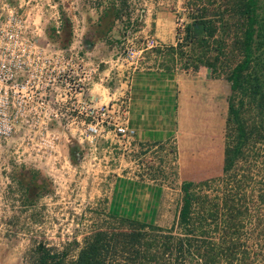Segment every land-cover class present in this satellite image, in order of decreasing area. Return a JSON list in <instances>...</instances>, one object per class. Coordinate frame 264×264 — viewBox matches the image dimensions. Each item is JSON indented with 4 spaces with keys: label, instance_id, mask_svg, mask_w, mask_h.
Masks as SVG:
<instances>
[{
    "label": "rangeland",
    "instance_id": "rangeland-1",
    "mask_svg": "<svg viewBox=\"0 0 264 264\" xmlns=\"http://www.w3.org/2000/svg\"><path fill=\"white\" fill-rule=\"evenodd\" d=\"M182 2L0 0V43L26 44L27 51H17L23 54L15 57L22 61L21 84L28 86L11 92L4 99L6 111L0 114V264H26L24 255L37 240L71 257L82 237L103 222L109 211L137 213V218L153 216L157 224H170L174 232L215 234L220 164L214 201L200 218L188 222L172 205L182 192L178 159L173 177L169 153L162 166L151 146L134 143L127 155L122 149L109 152L104 140L116 136L87 128L93 121L84 113L88 100L82 81L96 80L94 90L99 96L102 91L106 95L104 87L116 88L118 93L120 69L141 56L149 37L158 39L152 18L168 17L175 35H181ZM60 75L65 81L58 86L52 77ZM77 75L83 77L79 94L67 89ZM219 79L224 120L228 82L223 76ZM9 84L5 83L7 90ZM22 93L30 97H17ZM77 100L80 111L70 110ZM200 113L203 122L207 119L203 107ZM201 127L202 131L190 135L195 141L187 148L213 131L210 124L209 130L204 124ZM222 129L223 121L221 142ZM171 143L175 145L173 137L166 145ZM185 147L183 138V152ZM148 184L161 190L150 193L144 187ZM153 199L158 206L148 204Z\"/></svg>",
    "mask_w": 264,
    "mask_h": 264
},
{
    "label": "trees",
    "instance_id": "trees-1",
    "mask_svg": "<svg viewBox=\"0 0 264 264\" xmlns=\"http://www.w3.org/2000/svg\"><path fill=\"white\" fill-rule=\"evenodd\" d=\"M182 6L181 35L143 54L152 53L164 70L203 65L228 82L221 163L213 125L181 159L180 216L188 222L214 201L220 164L215 234L174 232L109 211L71 257L37 240L26 264H264V0H183ZM167 142L151 149L162 166L169 153L176 177V147Z\"/></svg>",
    "mask_w": 264,
    "mask_h": 264
},
{
    "label": "crops",
    "instance_id": "crops-1",
    "mask_svg": "<svg viewBox=\"0 0 264 264\" xmlns=\"http://www.w3.org/2000/svg\"><path fill=\"white\" fill-rule=\"evenodd\" d=\"M152 20L155 22V29H157L155 31L158 38L156 44L174 43L175 32L169 18L159 14ZM143 49L144 47L141 49L142 54L139 58L134 60L133 63L129 61V65L127 63L120 69L118 93H116V88L109 90V88L104 87L106 95L102 91L99 96L94 90L96 80L87 79L82 81L86 83L87 96L85 98L89 102L93 104L107 103L119 98L123 103L126 124L133 128L135 133L133 139L121 141L123 148L121 153L127 155L129 151L133 150L134 143L153 148L155 143L170 141L173 137L179 162V176L182 177L181 159L188 151L187 145L195 141L189 138L190 135L195 134L197 130L202 131V124L209 130L210 124L216 128L214 141L219 145L221 160L222 142L220 141V133L223 121V84L219 81V77L210 76L207 68L203 65H199L193 72L178 69L164 70L158 67L157 60L152 53L145 57ZM81 78L83 77L79 76V79ZM115 94H118V97ZM219 98L221 99V106L218 108ZM201 101H204V104ZM202 107L207 117L203 122L200 113ZM183 138L186 141L184 152L180 148V141ZM152 186V184H148L144 187L150 193L155 194L158 190H161L159 187ZM178 196V202L172 204L176 207L174 209L176 213L182 205L181 193ZM158 203L154 200L148 204L154 207L158 206ZM134 205H138V200ZM135 214L137 215V213H133L130 216L134 217ZM141 219L156 221L153 216L141 217Z\"/></svg>",
    "mask_w": 264,
    "mask_h": 264
},
{
    "label": "built area",
    "instance_id": "built-area-1",
    "mask_svg": "<svg viewBox=\"0 0 264 264\" xmlns=\"http://www.w3.org/2000/svg\"><path fill=\"white\" fill-rule=\"evenodd\" d=\"M156 42L157 41L154 39V37H149V39L145 41V45L143 47L150 48L153 45H159L156 44ZM25 50V43H16V41H12L11 43H0V114L5 113L7 104L4 99L6 97H11V92H13L14 94L17 92V90H20L21 87L28 88L27 84H21L24 77L21 78V73H18V71L20 70L19 67H21L20 64L22 61L18 57H15L23 54V52L17 53V51ZM52 78H57L58 86H60L61 81H65V77L63 75L55 76ZM73 78L74 77L72 76L71 84L67 86V89H70L71 93L79 94L81 88L79 75H77L75 79ZM27 80H31V78L26 79L25 82ZM6 82L10 83L9 86L11 89L7 90L5 88ZM58 86H54V88ZM28 94L29 93H22L20 95L17 94V97H30V95ZM78 100L74 107H70V110H75L76 112L80 111ZM22 101H17L18 105H20ZM24 103H27V100H24ZM86 107L87 108L84 109V113L87 114L88 117H90L89 120L93 121L91 123H88L87 128L92 129L94 132H96L97 130H104L106 133L112 132L113 135L116 136L114 139H112V137H109L108 139L104 140L105 148L108 147L107 150L109 152L115 149L123 150L121 141H126L125 139H127L128 141L130 140V138L133 139L135 131L133 128L127 126L126 124L123 103L119 100V98H116L109 103L100 104H93L92 102L88 101ZM57 108L58 107H56L54 111H56ZM112 155L111 158H113Z\"/></svg>",
    "mask_w": 264,
    "mask_h": 264
}]
</instances>
